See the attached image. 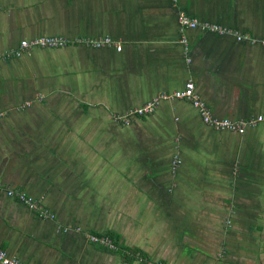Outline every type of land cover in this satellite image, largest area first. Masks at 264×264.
<instances>
[{
    "label": "crops",
    "instance_id": "0c3cea01",
    "mask_svg": "<svg viewBox=\"0 0 264 264\" xmlns=\"http://www.w3.org/2000/svg\"><path fill=\"white\" fill-rule=\"evenodd\" d=\"M182 13L264 38V0H0V187L55 215L40 218L0 193V249L9 256L264 264V125L215 131L183 100L129 125L114 120L188 80L212 118L264 115V47L188 30L185 51ZM43 35L70 42L6 56ZM104 36L121 51L72 43ZM109 234L144 259L88 238Z\"/></svg>",
    "mask_w": 264,
    "mask_h": 264
},
{
    "label": "built area",
    "instance_id": "2783aa9c",
    "mask_svg": "<svg viewBox=\"0 0 264 264\" xmlns=\"http://www.w3.org/2000/svg\"><path fill=\"white\" fill-rule=\"evenodd\" d=\"M178 25L180 31L183 33L181 44L184 46L185 51H188V42L184 36V32L188 30H201L211 33H217L220 35H233L237 42H247L250 45H261L264 47V38H256L247 34H239L233 32L226 27H221L215 24L201 22L198 19L188 16L186 14H180L178 16ZM69 40L62 36H49L43 35L32 39L22 40L19 45L6 53L7 57L19 58L23 54L30 52L34 49H59L64 48L69 44ZM72 43H76L91 49H104L114 48L117 51H121V45L108 36L93 38V37H79L72 40ZM190 61V60H189ZM176 100H183L189 102L198 112L202 122L208 127L219 132H231L239 135L245 134L250 128H255L258 125H264V115H259L255 119L236 121L229 118L215 119L212 118L210 109L207 104L201 100V98L195 93V84L192 80H188L181 90L173 92H163L147 101L144 105L138 108L130 109L122 117H114V120L121 125H129L131 120L135 118H143L152 115L159 105L163 102H173ZM29 103L26 104L28 106ZM5 115V112L0 111V119ZM172 161V170L180 164V160L177 156ZM0 193H4L5 196L22 203L27 210L37 214L40 218L54 220L55 215L48 210L40 200L32 197L26 192L20 189H4L0 187ZM69 228H64L67 231ZM79 230V229H77ZM89 240L92 243H96L106 247L110 250H117L116 245L112 240L106 236L88 235ZM142 259V258H141ZM0 264H27L18 258L11 257L6 251L0 249ZM150 264H167L164 262H153Z\"/></svg>",
    "mask_w": 264,
    "mask_h": 264
},
{
    "label": "trees",
    "instance_id": "16d2710c",
    "mask_svg": "<svg viewBox=\"0 0 264 264\" xmlns=\"http://www.w3.org/2000/svg\"><path fill=\"white\" fill-rule=\"evenodd\" d=\"M106 237L110 238L112 240V242L116 245L117 252H121L122 254H124V256L127 257V259H131V260L133 259V260H135V258L136 259L138 258L137 253H139V252L133 251L132 249H127V248L122 247L121 245L118 244V236H116L114 234H109ZM139 254H140L139 256L142 255L141 253H139ZM142 256H141V258H143ZM144 264H146V263H144Z\"/></svg>",
    "mask_w": 264,
    "mask_h": 264
}]
</instances>
